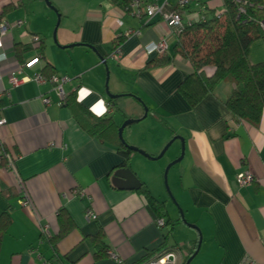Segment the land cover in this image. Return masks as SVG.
Listing matches in <instances>:
<instances>
[{
  "label": "crops",
  "instance_id": "obj_1",
  "mask_svg": "<svg viewBox=\"0 0 264 264\" xmlns=\"http://www.w3.org/2000/svg\"><path fill=\"white\" fill-rule=\"evenodd\" d=\"M153 1L167 2L165 10L176 5L175 0H141L142 7ZM50 2L60 18L44 0H0V19L23 21L2 38L0 47L5 119L0 150L11 162L9 166L5 156L0 160V264H117L107 252L96 256L92 239L98 234L124 264H143L163 253H173L175 264H184L195 252L199 234L182 222L179 208L202 237L191 262L264 264V92L257 125L226 107L232 84H218L190 106L179 91L190 71L187 60L176 57L164 67L146 68L159 56L145 51L148 44L166 38L171 55L177 41L161 15L138 17L112 0ZM222 6V0H194L182 20L196 21ZM118 38L122 42L114 57ZM249 60L264 61V38L252 43ZM21 65L22 73L14 74L18 78L40 74L46 81L10 88L9 77ZM50 75L70 77L64 84L66 98L75 93L76 102L92 115L90 108L103 99L107 111L95 116L112 118L118 126L143 115L138 97L148 107L145 123L127 127L123 136L151 156L173 137L183 139L184 156L167 174L178 206L166 191L163 174L180 156V140L170 145L165 161H159L164 155L151 160L135 152L126 157L112 136L104 141L90 136L74 104L57 105ZM106 88L122 96L110 102ZM81 89L89 94L78 100ZM42 97L51 102L45 104ZM124 167L140 180L142 190L113 182L114 172ZM240 172H249L254 180L240 186ZM147 192L164 204L162 227ZM167 220L180 221L171 229Z\"/></svg>",
  "mask_w": 264,
  "mask_h": 264
},
{
  "label": "trees",
  "instance_id": "obj_2",
  "mask_svg": "<svg viewBox=\"0 0 264 264\" xmlns=\"http://www.w3.org/2000/svg\"><path fill=\"white\" fill-rule=\"evenodd\" d=\"M121 8L129 11L132 0H112ZM224 12L216 17L209 13L204 20L185 24L177 35L173 52L158 54L149 61L146 68L164 67L182 58L189 62L190 71L179 86L181 95L190 106L197 105L206 95L212 93L220 83L234 85L225 100V105L230 113L250 124L257 125L263 110L261 98L264 92V61L251 63L249 60L250 46L256 40L264 38V31L260 22L264 21V12L259 7V1L249 0L244 6V12H239V5L235 0H222ZM122 38L114 43L117 49ZM41 48L42 43L39 44ZM19 48V46L16 45ZM211 69V74L206 70ZM52 75L49 76V78ZM110 102H114L110 100ZM66 105L74 104V111L79 115L78 121L84 129L99 140L110 139L118 143L121 153L128 157L132 151L127 149L118 138L120 126L112 118L97 117L84 110L76 102L75 93L65 98ZM142 187L140 190H142ZM150 203L154 206L161 218H166L164 204L157 202L147 192ZM177 221H166L172 229ZM3 230L0 229V243ZM64 232V229H62ZM59 234L55 240L61 238ZM103 236L98 234L92 239L96 256L106 254V246L102 241Z\"/></svg>",
  "mask_w": 264,
  "mask_h": 264
},
{
  "label": "built area",
  "instance_id": "obj_3",
  "mask_svg": "<svg viewBox=\"0 0 264 264\" xmlns=\"http://www.w3.org/2000/svg\"><path fill=\"white\" fill-rule=\"evenodd\" d=\"M176 5L173 9L171 10H165V6L167 5V2L164 4L160 5L157 4L155 1L149 3L148 5L142 7L141 0H132L130 4V9L133 10V13L137 15L138 17L145 16L147 18H152L156 15H161L163 17V20L166 22V24L174 29L175 35H179V33L182 31L184 28L185 24H191L192 20H189L188 22L184 23L182 20V13L184 10L191 4L192 1L194 0H175ZM207 1V0H205ZM236 3H238L239 12H244V6L249 0H235ZM259 1V7L261 10L264 12V0H257ZM224 12V6L220 10L214 11V15L216 17L221 16V14ZM205 16H200L196 21L198 20H204ZM23 24V21L21 19L15 20L13 22H9L5 19H0V47L2 45V38L8 35V33L11 31L12 28L21 26ZM260 26L264 31V21L260 22ZM128 33H125V36H127ZM35 44H38L40 42V39L38 37H34L33 39ZM167 50V40L166 38L160 39L158 42L155 43H150L145 47V51L148 54L151 53H156V54H162ZM119 51L116 49L113 53L114 57H118ZM37 60V58L34 59V61ZM33 61H30L27 63L28 66L31 65ZM24 66H19V69L17 70V73H13L9 77V87L13 88L25 81L33 80L36 82H44L46 79L40 75V74H35L31 78L23 77V78H18L14 74H21ZM70 77L68 76H56L53 75L47 81H50L54 85V91L58 97V102L57 105L61 106L64 103V100L66 98V93L64 91V84L70 82ZM42 100L45 104H49L51 101L47 97H42ZM111 109V107H110ZM112 110V109H111ZM110 110V111H111ZM5 123V119L3 118L0 110V126ZM2 156H5L6 159L9 161V166L11 164L10 162V156L7 155L3 150H0V160ZM254 180L253 176L249 172H240L236 175V181L240 186L247 185L251 183ZM78 193V191H76ZM87 216L90 218H94L95 215L92 213L88 212ZM157 225L159 227H162L164 225V219H158L156 221ZM107 254L112 257L117 264H124V262L118 258L114 253L111 251H107ZM143 264H175L174 262V254L173 253H163L160 256H157L153 259H150L146 261Z\"/></svg>",
  "mask_w": 264,
  "mask_h": 264
},
{
  "label": "water",
  "instance_id": "obj_4",
  "mask_svg": "<svg viewBox=\"0 0 264 264\" xmlns=\"http://www.w3.org/2000/svg\"><path fill=\"white\" fill-rule=\"evenodd\" d=\"M44 2L46 3V5L48 7H50L52 10H54L56 13V9L53 7V5L51 4L50 0H44ZM57 16L58 18H60L59 14L57 13ZM59 24V19H58V22H57V26ZM107 81H108V69H107ZM106 94L108 96L109 99H112V100H115L119 97H121L122 95H118V94H112L111 92H109L108 88H106ZM136 99H138L141 104L143 105V115L141 117H138L136 119H125L122 124L120 125L119 129H118V138L120 140V142L127 148L129 149L130 151L132 152H135V153H139L140 155L148 158V159H151V160H157L159 158H161L165 152L168 150V148L170 147V145L175 141V140H180L181 142V153H180V156L175 159L174 161H172L170 164H168L164 170V174H163V180H164V184H165V188H166V191L170 197V199L177 205L174 197L171 195V192L167 186V174H168V171L169 169L176 163L180 162L184 156V141L181 137H178V136H175L173 137L164 147L163 149L161 150V152L157 155V156H151L149 155L148 153H146V151L138 148V147H135V146H132V145H129L125 139H124V136H123V132L124 130L127 128V127H130L136 123H139L142 119L146 118L147 115H148V107L138 98L136 97ZM113 182L115 184H122L124 186H126V189L128 190H140L141 187H142V184L140 182V180L136 177V175L129 169V168H121V169H118L117 171L114 172V175H113ZM178 206V205H177ZM179 212H180V216H181V220L183 223L187 224L188 226L194 228L195 230L198 231V234H199V240H198V244H197V248L195 250V252L185 261L184 264H190L191 260L194 258V256L198 253V250L200 248V244L202 242V237H201V233L200 231L198 230V228L194 225H191L189 223L186 222V220L184 219V215H183V212L182 210L179 208Z\"/></svg>",
  "mask_w": 264,
  "mask_h": 264
},
{
  "label": "clouds",
  "instance_id": "obj_5",
  "mask_svg": "<svg viewBox=\"0 0 264 264\" xmlns=\"http://www.w3.org/2000/svg\"><path fill=\"white\" fill-rule=\"evenodd\" d=\"M0 59H3V57L0 56ZM84 93H86V95L89 94L87 89H81L80 93L78 94V100H83V98L86 96L83 95ZM90 111H92L97 116H102L107 111L103 99L97 101V103L90 108Z\"/></svg>",
  "mask_w": 264,
  "mask_h": 264
},
{
  "label": "rangeland",
  "instance_id": "obj_6",
  "mask_svg": "<svg viewBox=\"0 0 264 264\" xmlns=\"http://www.w3.org/2000/svg\"><path fill=\"white\" fill-rule=\"evenodd\" d=\"M124 111H125V113L129 114V107L126 106V107L124 108ZM137 118H138V117H137ZM130 119H136V118H130ZM150 119H151V118H149L148 121H150ZM140 123H145V122H143V120H142V121H140L139 123H136V124L132 125L131 127H138V125H139ZM129 145H131V144H129ZM132 146H134V145H132ZM165 159H166V156L164 155L159 161H165ZM167 176H168V175H167ZM167 178H168V177H167ZM166 181H167V180H166ZM164 186H165V184H164ZM167 186H168V182H167ZM168 188H169V186H168ZM190 264H206V261H192Z\"/></svg>",
  "mask_w": 264,
  "mask_h": 264
},
{
  "label": "snow or ice",
  "instance_id": "obj_7",
  "mask_svg": "<svg viewBox=\"0 0 264 264\" xmlns=\"http://www.w3.org/2000/svg\"><path fill=\"white\" fill-rule=\"evenodd\" d=\"M83 95H86V93H84ZM98 107H100V106H98Z\"/></svg>",
  "mask_w": 264,
  "mask_h": 264
}]
</instances>
